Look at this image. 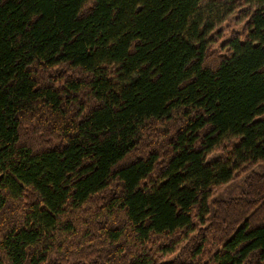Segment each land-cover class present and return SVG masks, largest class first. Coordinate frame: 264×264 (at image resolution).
<instances>
[{"label": "trees", "instance_id": "obj_1", "mask_svg": "<svg viewBox=\"0 0 264 264\" xmlns=\"http://www.w3.org/2000/svg\"><path fill=\"white\" fill-rule=\"evenodd\" d=\"M205 2L0 0V264H264V0Z\"/></svg>", "mask_w": 264, "mask_h": 264}, {"label": "rangeland", "instance_id": "obj_2", "mask_svg": "<svg viewBox=\"0 0 264 264\" xmlns=\"http://www.w3.org/2000/svg\"><path fill=\"white\" fill-rule=\"evenodd\" d=\"M235 12L234 9L230 10L227 0H206L203 9L200 11L199 20L205 25H210L213 29H216L220 25L232 27L235 24V20H233ZM217 154V152H213V155ZM255 171L262 172V167H256ZM242 180L241 178L232 181L216 193L214 198L225 199L227 197L238 196L242 190Z\"/></svg>", "mask_w": 264, "mask_h": 264}]
</instances>
